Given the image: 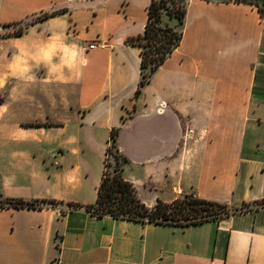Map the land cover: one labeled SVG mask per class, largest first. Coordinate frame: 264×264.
<instances>
[{
    "label": "crops",
    "instance_id": "obj_1",
    "mask_svg": "<svg viewBox=\"0 0 264 264\" xmlns=\"http://www.w3.org/2000/svg\"><path fill=\"white\" fill-rule=\"evenodd\" d=\"M149 2L0 0V198L57 201L0 207V264H264V206L186 226L85 208L113 127L147 205L190 192L228 208L264 199L257 7L188 0L179 44L137 94L141 48L126 40Z\"/></svg>",
    "mask_w": 264,
    "mask_h": 264
},
{
    "label": "trees",
    "instance_id": "obj_2",
    "mask_svg": "<svg viewBox=\"0 0 264 264\" xmlns=\"http://www.w3.org/2000/svg\"><path fill=\"white\" fill-rule=\"evenodd\" d=\"M188 0H150L147 7V20L141 34L130 37L126 41L141 48V78L135 93H139L141 86L149 81L151 74L163 63L167 56L179 44L182 37V26L185 20L186 5ZM219 1V0H215ZM229 1V0H223ZM254 4L260 16L264 19V0H234ZM66 9L43 11L37 14L28 23L45 19L49 16L64 12ZM164 13L170 19L176 20L170 24L164 20ZM27 23V24H28ZM26 24V25H27ZM10 25V24H9ZM23 32L20 28L12 32L19 35ZM27 122L24 125H37ZM118 127L110 131L104 169L100 184L97 188V196L94 203L85 205L91 213L98 216L108 214L114 218L133 219L142 222L168 223L180 226L201 223L207 220H215L228 215L231 212L251 210L264 206V199L253 203H244L241 207L230 211L226 204L199 198L194 192L165 202L158 199L153 205H147L137 196L133 184L123 176V165L127 158L122 155L116 145ZM115 164L113 173L109 171V155L113 149ZM56 204L55 200H31L2 199L0 207H41L42 204ZM73 205L74 204H70Z\"/></svg>",
    "mask_w": 264,
    "mask_h": 264
},
{
    "label": "rangeland",
    "instance_id": "obj_3",
    "mask_svg": "<svg viewBox=\"0 0 264 264\" xmlns=\"http://www.w3.org/2000/svg\"><path fill=\"white\" fill-rule=\"evenodd\" d=\"M52 11V10H51ZM36 15H34V16H32V17H30V18H28V19H26V20H24L23 22H21L18 26H16V28L14 29V31L15 30H18V29H20V28H22L23 29V27L28 23V22H30L31 20H32V18L33 17H35ZM164 20L165 21H167V22H172L173 24H175L176 23V20L174 19V18H172V19H170L169 17H168V15L167 14H165L164 13ZM117 154V150L114 148L113 149V153H111L110 155H109V163H110V166H109V171L110 172H112L113 173V168H114V164H115V159H114V154ZM241 207V206H240ZM237 208H239V207H237ZM235 209V207H229V210L230 211H233Z\"/></svg>",
    "mask_w": 264,
    "mask_h": 264
},
{
    "label": "built area",
    "instance_id": "obj_4",
    "mask_svg": "<svg viewBox=\"0 0 264 264\" xmlns=\"http://www.w3.org/2000/svg\"><path fill=\"white\" fill-rule=\"evenodd\" d=\"M94 46H95L94 43L89 44V48H92V47H94ZM166 106H167V105H166L165 103H161L157 110H158L159 112H161V111L164 110V108H165ZM1 200H2V199L0 198V201H1Z\"/></svg>",
    "mask_w": 264,
    "mask_h": 264
}]
</instances>
